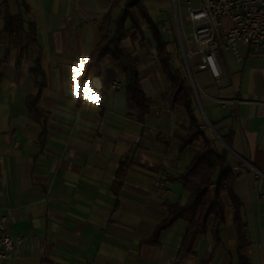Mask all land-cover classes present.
Wrapping results in <instances>:
<instances>
[{"label":"crops","instance_id":"obj_1","mask_svg":"<svg viewBox=\"0 0 264 264\" xmlns=\"http://www.w3.org/2000/svg\"><path fill=\"white\" fill-rule=\"evenodd\" d=\"M141 1L168 43L176 67L172 1ZM125 3L0 0V217L6 219L8 234L22 239L10 262L201 264L213 252L208 264H239L225 193L217 243L207 231L196 239L193 253L177 255L187 229L183 220L160 232L158 245L144 242L165 219L167 204L186 203L188 192L177 177L202 141L180 148L187 112L162 98L168 80L143 21V38L120 42L139 59L141 87L153 100L143 122L127 115L121 66L109 57L101 63L102 69L113 70L119 86L113 88L103 74L97 76L98 91L92 86L93 77L79 87L84 64L100 41L104 16L109 15L112 30ZM185 12L181 4L180 17ZM6 13L20 15L25 31L29 24L35 29L36 45L19 60L18 49L3 31ZM125 26L129 28L130 22ZM240 49V59L230 51L218 52L217 83L208 71H197L195 79L209 96L226 99L223 107L205 95L204 107L200 99L199 103L216 135L220 139L229 135L231 146L224 144L232 152L222 139L218 144L204 133L213 148L224 147L230 153L228 164L236 175L234 192L242 203L249 243L247 257L250 264H264V58ZM36 64L44 82L38 96L35 82L41 78L32 72ZM36 96L38 114L29 107ZM125 159L132 163L124 178L116 180L118 164ZM159 176L163 184L156 187ZM114 181L119 183L116 192ZM210 226L211 219L208 230Z\"/></svg>","mask_w":264,"mask_h":264},{"label":"trees","instance_id":"obj_2","mask_svg":"<svg viewBox=\"0 0 264 264\" xmlns=\"http://www.w3.org/2000/svg\"><path fill=\"white\" fill-rule=\"evenodd\" d=\"M141 21L145 22L150 28L155 43L156 58L168 80V89L162 95L163 100L171 105L181 106L187 112L188 124L185 129V136L181 138L180 148L191 145L199 139L202 141V145L193 151L184 171L177 177L183 189L188 192L186 203L183 205L177 203L167 204L165 219L156 226L153 236L144 242L158 245L160 232L167 229L175 221L183 220L187 223V229L177 255L193 253L196 239L207 231L211 233L215 243H217L218 227L223 222L224 207L221 194L225 193L231 205L233 224L237 236L236 252L238 262L239 264H250L247 257L249 243L241 215L242 203L234 192L236 175L228 164L230 153L224 147L216 150L206 138L204 129L201 127L194 112L196 104L192 89L188 81L183 79L181 71L173 66L168 43L163 40L157 24L150 19L141 0H126L125 6L114 21L112 30H110L111 19L109 15L104 16L100 28V41L84 64L82 74L79 77V87L82 86L84 81L94 76L101 78L103 74L106 75L108 83L111 85L116 77L115 72L111 69H102L101 66L103 60L109 57L113 62L121 66L127 115L134 116L139 123L143 122L144 116L149 112L153 100L147 97L141 87L138 74L139 59L136 56H132L120 44L123 39L135 41L138 38H143ZM126 22H130L131 26L129 28H126ZM3 31L8 34L11 42L18 49V60L31 45H36L33 24H29L27 31H25L20 15L6 13ZM32 72L36 77L41 78L40 81L35 82L38 96L44 85L43 74L38 64L32 69ZM37 96L29 102V107L38 114V110L34 107ZM43 133L44 129H42ZM220 137L226 145L231 146L229 135ZM130 163L132 161L128 159L119 162L116 180L124 178ZM209 186L212 187L211 190H208ZM118 187L119 183L114 181L112 185L114 192L117 191ZM210 219L211 226L208 230ZM212 255L213 252L202 260L201 264H208Z\"/></svg>","mask_w":264,"mask_h":264},{"label":"built area","instance_id":"obj_3","mask_svg":"<svg viewBox=\"0 0 264 264\" xmlns=\"http://www.w3.org/2000/svg\"><path fill=\"white\" fill-rule=\"evenodd\" d=\"M174 15H180L183 4L186 12L182 19L190 26L186 34L175 17L178 59L182 77L192 88L195 103L200 107L199 97L205 95L221 107L226 99L209 96L195 79L197 71H208L215 83L220 77L216 63L219 51H230L240 59L241 47L264 58V0H171ZM181 19V17H180ZM165 29L164 24L160 25ZM111 86L117 88L118 82ZM163 184L157 177L154 186ZM212 187L209 186L208 190ZM21 238L13 239L7 231L5 217H0V264H12L11 253Z\"/></svg>","mask_w":264,"mask_h":264},{"label":"rangeland","instance_id":"obj_4","mask_svg":"<svg viewBox=\"0 0 264 264\" xmlns=\"http://www.w3.org/2000/svg\"><path fill=\"white\" fill-rule=\"evenodd\" d=\"M175 17H177V20H178V23H179V26L180 27H182L183 28V30L185 31V33L187 34L189 31H190V26L189 25H187V23H185L184 21H183V19H182V17H181V19H180V15H177V16H175L174 15V19H175ZM174 19H172V22L174 23ZM173 33V32H172ZM173 35H174V33H173ZM173 41L175 42V45H176V47H177V37H176V39L174 38V36H173ZM175 58H176V60H175V62H176V64H175V66H176V68L177 69H179L180 71H181V65H180V63H179V61H178V49H177V52H175ZM181 73H182V71H181ZM183 79H185V80H187L186 78H183ZM188 81V80H187ZM188 83H189V81H188ZM189 85H190V83H189ZM190 87H191V85H190ZM192 89V88H191ZM193 94V93H192ZM199 99H200V101H201V105L204 107V103H205V98H203V95H200V97H199ZM195 102V101H194ZM196 104V103H195ZM196 109H197V114H198V116H199V119H200V121H201V125L204 127L203 129L204 130H206V132H207V134L208 135H210L212 138H213V140L215 141V142H217L218 144H220V139H219V136L218 135H216L213 131H212V129L207 125V123L205 122V120H204V117H203V115H202V112H201V110H200V108L198 107V105H196Z\"/></svg>","mask_w":264,"mask_h":264},{"label":"water","instance_id":"obj_5","mask_svg":"<svg viewBox=\"0 0 264 264\" xmlns=\"http://www.w3.org/2000/svg\"><path fill=\"white\" fill-rule=\"evenodd\" d=\"M91 83H92V86L95 90H99L100 89V83H99V80L97 77H93L91 79ZM212 129V131L215 133L214 129L212 127H210ZM216 134V133H215ZM220 139V138H219ZM220 141L222 142V140L220 139ZM222 144L224 145V147H226L230 152H232L225 144L224 142H222Z\"/></svg>","mask_w":264,"mask_h":264}]
</instances>
